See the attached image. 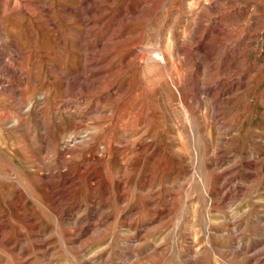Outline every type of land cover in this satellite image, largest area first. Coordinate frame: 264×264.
<instances>
[{
  "label": "rangeland",
  "instance_id": "rangeland-1",
  "mask_svg": "<svg viewBox=\"0 0 264 264\" xmlns=\"http://www.w3.org/2000/svg\"><path fill=\"white\" fill-rule=\"evenodd\" d=\"M0 264H264V0H0Z\"/></svg>",
  "mask_w": 264,
  "mask_h": 264
},
{
  "label": "bare ground",
  "instance_id": "bare-ground-1",
  "mask_svg": "<svg viewBox=\"0 0 264 264\" xmlns=\"http://www.w3.org/2000/svg\"><path fill=\"white\" fill-rule=\"evenodd\" d=\"M33 4V3H32ZM141 8V7H140ZM85 10V9H84ZM99 15V14H98ZM127 17V16H126ZM119 20V19H118ZM234 20V19H233ZM218 24V23H217ZM197 25V24H196ZM194 33V32H193ZM207 34H209L208 32H207ZM221 37V36H220ZM245 43V42H244ZM238 45V44H237ZM203 56V55H202ZM188 58V57H187ZM190 58V57H189ZM207 65V64H206ZM206 65L204 66V67H206ZM194 66V65H193ZM225 67V66H224ZM208 70V69H207ZM229 72V71H228ZM88 75V74H87ZM86 75V76H87ZM210 75V74H209ZM92 81V80H91ZM84 82V81H83ZM112 90V89H111ZM111 94V93H110ZM115 99V98H114ZM34 103V102H33ZM36 103V102H35ZM101 114V113H100ZM64 155V154H63ZM96 161V160H95ZM49 177V176H48ZM63 177V176H62ZM100 178V177H99ZM45 180V179H44ZM48 183V182H47ZM52 186V185H51ZM73 186V185H72ZM51 198V197H50ZM57 198V197H56ZM52 199V198H51ZM54 200V199H53ZM19 209V208H18ZM97 227V226H96ZM93 230V229H92ZM81 231V230H80ZM252 257V256H251Z\"/></svg>",
  "mask_w": 264,
  "mask_h": 264
}]
</instances>
